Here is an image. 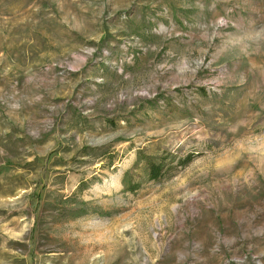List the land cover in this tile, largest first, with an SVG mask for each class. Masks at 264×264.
<instances>
[{
	"label": "rangeland",
	"instance_id": "obj_1",
	"mask_svg": "<svg viewBox=\"0 0 264 264\" xmlns=\"http://www.w3.org/2000/svg\"><path fill=\"white\" fill-rule=\"evenodd\" d=\"M0 264H264V0H0Z\"/></svg>",
	"mask_w": 264,
	"mask_h": 264
},
{
	"label": "trees",
	"instance_id": "obj_2",
	"mask_svg": "<svg viewBox=\"0 0 264 264\" xmlns=\"http://www.w3.org/2000/svg\"><path fill=\"white\" fill-rule=\"evenodd\" d=\"M170 112L176 111L174 106L168 108ZM188 158L186 161H189ZM137 163H142L144 166V172L147 176V180L149 181H158L166 176V174L170 173L172 169H174L177 165H183L184 160L180 162V160L173 165L174 158L172 157H153L149 155H145L142 151L138 152ZM135 176L130 175V173L125 174L123 177V185L125 186L127 191L134 192L140 187V182H135Z\"/></svg>",
	"mask_w": 264,
	"mask_h": 264
}]
</instances>
